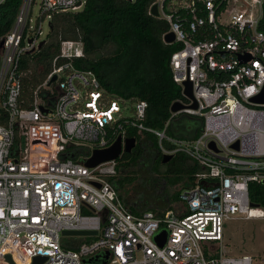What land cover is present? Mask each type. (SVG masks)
Here are the masks:
<instances>
[{
	"label": "built area",
	"instance_id": "1",
	"mask_svg": "<svg viewBox=\"0 0 264 264\" xmlns=\"http://www.w3.org/2000/svg\"><path fill=\"white\" fill-rule=\"evenodd\" d=\"M32 1H22L1 37L0 264H32L38 256L45 257L40 264H83L107 251L108 263L116 264H264V249L229 255L221 247L226 219H264V207L249 197V183L264 180V102L254 99L264 89V0L152 3L168 25L162 41L176 45L169 65L183 106L170 118L201 117L196 137L167 135L170 118L162 129L145 125L146 100L105 97L96 74L75 66L84 57L80 39L60 42L50 72L23 107L22 55L39 49L50 30H43L44 20L49 27L54 13L86 2L40 0L32 23ZM168 32L171 42L163 38ZM187 81L192 98L183 92ZM129 128L154 134L162 155L182 152L203 168L160 214L126 208L110 180L116 159L85 164L94 149L117 138L124 145Z\"/></svg>",
	"mask_w": 264,
	"mask_h": 264
},
{
	"label": "trees",
	"instance_id": "2",
	"mask_svg": "<svg viewBox=\"0 0 264 264\" xmlns=\"http://www.w3.org/2000/svg\"><path fill=\"white\" fill-rule=\"evenodd\" d=\"M22 1L5 0L0 4V39L11 30ZM154 1L86 0L80 10L54 13L42 46L35 52H25L19 61L22 106H29L34 88L50 72L60 42L80 39L84 57L75 58V66L91 69L96 74L105 97L146 100L144 124L162 129L171 116L170 105L183 96L180 86L172 79L169 65L176 45L162 41L163 33L168 30L167 22L149 13ZM259 28L264 32V3ZM201 130V117L178 114L170 118L165 132L177 137H196ZM127 132L129 137L135 138V146L116 158V174L110 178L121 201L136 215L145 210L160 214L173 208L178 203L180 191L191 186L194 173L203 168L180 152L163 162L154 134L135 128ZM145 167L147 172L155 174L149 185L160 177L174 190L160 193L149 186L152 192L129 201L123 192L139 178L138 171H144ZM249 197L252 203L264 207V183L250 182ZM88 259L91 261L83 264H102L104 260L103 254Z\"/></svg>",
	"mask_w": 264,
	"mask_h": 264
},
{
	"label": "rangeland",
	"instance_id": "3",
	"mask_svg": "<svg viewBox=\"0 0 264 264\" xmlns=\"http://www.w3.org/2000/svg\"><path fill=\"white\" fill-rule=\"evenodd\" d=\"M39 5L40 0H33L31 3L30 17L32 18V23H35L38 20ZM42 28L44 31L49 29L46 20L43 21ZM43 37L44 36H41V38ZM147 169L148 168L145 167L144 171H138L139 178L136 179L132 185H129L126 191L123 192L127 197L126 199L129 201L130 199L136 200L137 196L140 194L143 196L147 192H152L153 190L151 187L155 188V190L157 189L160 193L174 190L170 186H167V184L164 183V180L160 177H156V181H153V184L149 185V181L155 176V174L147 172ZM224 223L223 244L221 247L225 254L240 255L243 253L255 254L262 252L264 249V219L235 216L226 219ZM82 238L83 237L81 236H74L72 240L77 242L82 240ZM108 264L116 263L110 262Z\"/></svg>",
	"mask_w": 264,
	"mask_h": 264
},
{
	"label": "water",
	"instance_id": "4",
	"mask_svg": "<svg viewBox=\"0 0 264 264\" xmlns=\"http://www.w3.org/2000/svg\"><path fill=\"white\" fill-rule=\"evenodd\" d=\"M150 14H152L153 16H158V10H157V5L156 3L152 4L150 9H149ZM49 28L51 29V24L49 23ZM164 41L166 42H171L174 39V35L172 32H168L164 35ZM44 39H42L39 44H38V48H40L42 46V44L44 43ZM3 42L4 39H0V48L3 46ZM56 78L55 75L52 76V78L50 79L49 83L51 81H53ZM184 94L187 95L188 97L192 98V90H191V83L189 81L185 82V89H184ZM257 101L260 102H264V89H262L261 94L259 96H256L254 98ZM194 107L196 106L195 103L192 104ZM182 103L179 101H174L171 105H170V111H177L178 109H180L182 107ZM135 138L132 137H128L125 139V143L124 145H122L120 138H117L115 142H113L110 146H108L107 148L104 149H94L92 151V155L87 159V161L85 162V164L89 167H93L96 166L97 164L104 162V161H108V160H113L116 159L117 157H119L121 155V153L123 151L125 152H129L134 146H135ZM211 146H214L213 143H211ZM234 147H237V144L234 145ZM172 157V154H164L163 155V162H167L168 160H170ZM262 183H264V180L262 181ZM63 234L65 235H89V234H96L95 230H64ZM7 260L10 261V258L8 255H6L5 257ZM103 262L102 264H108V251L105 252V254H103ZM45 260V257L42 256H38L36 258H34L33 263L32 264H40L41 262H43ZM91 259H84L83 262H90Z\"/></svg>",
	"mask_w": 264,
	"mask_h": 264
}]
</instances>
